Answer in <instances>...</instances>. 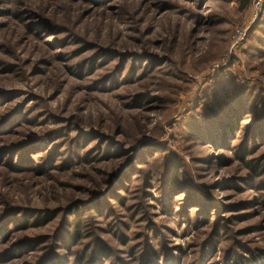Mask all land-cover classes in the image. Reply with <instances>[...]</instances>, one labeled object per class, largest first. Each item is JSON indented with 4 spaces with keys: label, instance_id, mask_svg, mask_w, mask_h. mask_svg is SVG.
Wrapping results in <instances>:
<instances>
[{
    "label": "rangeland",
    "instance_id": "1",
    "mask_svg": "<svg viewBox=\"0 0 264 264\" xmlns=\"http://www.w3.org/2000/svg\"><path fill=\"white\" fill-rule=\"evenodd\" d=\"M259 1L0 0V264H264Z\"/></svg>",
    "mask_w": 264,
    "mask_h": 264
},
{
    "label": "trees",
    "instance_id": "2",
    "mask_svg": "<svg viewBox=\"0 0 264 264\" xmlns=\"http://www.w3.org/2000/svg\"><path fill=\"white\" fill-rule=\"evenodd\" d=\"M243 105H242V103L240 104V107L241 108H243L242 107ZM237 116H238V114H237V111H227V113H226V117H231V120H230V122H229V124H228V122L227 121H224L226 118H223V119H221V120H219L218 121V123H217V127L216 126H214V127H212V129H210V131H213V134L214 135H217V136H214L215 137V139L214 140H211V141H209L210 143H212V144H214L215 142H216V139L218 138V139H221V136L222 135H224L225 134V140L227 141V143H229V141H230V135L231 134H227L228 133V128H230L231 127V125H232V122H233V120H232V118H237ZM260 123H264V121H261ZM253 126V125H252ZM235 127H238L237 126V124H235ZM240 127V126H239ZM238 127V128H239ZM252 128V127H251ZM261 128H264V124H261L260 125V127H259V129H261ZM259 129H256L255 130V133L256 134H259L260 133V131L261 130H259ZM234 131L235 130H233V135H234ZM253 131V130H252ZM249 132V135L251 136L252 135V137H253V132H250V131H248ZM232 133V132H231ZM263 139H264V137H263ZM227 146H229V144L227 145ZM93 209H96L95 207L93 208ZM50 217H51V215H45L44 216V218H40V217H37L36 218V225H37V222L38 221H41V223L42 222H45V221H50ZM12 219H13V222L12 223H16V219H17V216L15 215V214H13V216H12ZM6 222H5V224H3L2 225V227H5L6 226ZM74 224H76V226L78 225V222H76L75 221V223ZM74 224H72L73 226H74ZM79 229V228H78ZM75 230V231H73L72 232V234H71V237L73 238V240H74V238H76V239H78L79 238V230ZM7 230H9V229H7ZM34 237H31V238H26L25 240H23L21 243H20V248L18 249V251L19 250H21V249H23V250H25V251H28V253H34V251L36 250V248L38 247V245H40L41 243H46V241L49 239L48 238V236H43L41 239H44V241H42V242H39V240H36V239H33ZM100 256H104V257H106L107 259L109 258L110 259V257L112 256V252L108 249V247L106 248L105 246H100L99 247V249H98V252H97ZM54 258H51V257H49V258H44V259H42V261L41 262H39L38 264H65V260H64V257H62V256H60L59 254H58V252H55L54 253V256H53ZM82 259H79V260H77V262H75V263H72V264H79V262L81 263V264H94L95 263V261H96V259H94V260H89V262H85L86 261V257H85V255H83L82 257H81ZM91 261V262H90ZM168 262V261H167Z\"/></svg>",
    "mask_w": 264,
    "mask_h": 264
},
{
    "label": "built area",
    "instance_id": "3",
    "mask_svg": "<svg viewBox=\"0 0 264 264\" xmlns=\"http://www.w3.org/2000/svg\"><path fill=\"white\" fill-rule=\"evenodd\" d=\"M262 3H264V1L260 0L257 6H262Z\"/></svg>",
    "mask_w": 264,
    "mask_h": 264
}]
</instances>
